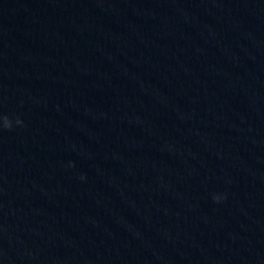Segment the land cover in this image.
I'll return each mask as SVG.
<instances>
[{"label":"water","instance_id":"1","mask_svg":"<svg viewBox=\"0 0 264 264\" xmlns=\"http://www.w3.org/2000/svg\"><path fill=\"white\" fill-rule=\"evenodd\" d=\"M0 264H264V0H0Z\"/></svg>","mask_w":264,"mask_h":264}]
</instances>
